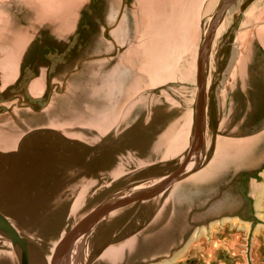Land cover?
<instances>
[{"label": "water", "instance_id": "obj_1", "mask_svg": "<svg viewBox=\"0 0 264 264\" xmlns=\"http://www.w3.org/2000/svg\"><path fill=\"white\" fill-rule=\"evenodd\" d=\"M263 198L264 0H0V264H175L228 224L256 264Z\"/></svg>", "mask_w": 264, "mask_h": 264}, {"label": "crops", "instance_id": "obj_2", "mask_svg": "<svg viewBox=\"0 0 264 264\" xmlns=\"http://www.w3.org/2000/svg\"><path fill=\"white\" fill-rule=\"evenodd\" d=\"M264 208V198L262 201ZM245 230L236 224H228L216 230L212 241L202 239L194 242L185 256L175 264H244L240 245ZM259 233V232H258ZM256 235L254 258L256 264H264V233Z\"/></svg>", "mask_w": 264, "mask_h": 264}, {"label": "rangeland", "instance_id": "obj_3", "mask_svg": "<svg viewBox=\"0 0 264 264\" xmlns=\"http://www.w3.org/2000/svg\"><path fill=\"white\" fill-rule=\"evenodd\" d=\"M200 2L197 4V6H195L194 4H191L190 5V9H192V11H195L196 10V7H197V9L200 7ZM196 15V13H194V15H193V18H194V16ZM193 36L196 38V36H198V34L196 33V30H195V27H193ZM113 101H116L117 102V105L115 106L116 107V113L115 114H117L118 112H119V106H120V97L119 96H116L114 99H113ZM244 230L246 231V229L244 228ZM259 233H260V231H259ZM258 233V234H259ZM201 239V238H200Z\"/></svg>", "mask_w": 264, "mask_h": 264}]
</instances>
